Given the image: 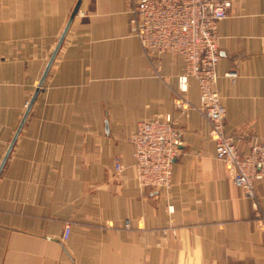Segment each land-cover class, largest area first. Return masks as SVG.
<instances>
[{"label":"crops","instance_id":"crops-1","mask_svg":"<svg viewBox=\"0 0 264 264\" xmlns=\"http://www.w3.org/2000/svg\"><path fill=\"white\" fill-rule=\"evenodd\" d=\"M136 1L0 0V165L67 30L0 173V264H264V180L254 204L216 158L194 78L177 109L185 62L146 54ZM218 34L225 132L248 152L264 139V0H232ZM165 114L183 133L172 185L144 188L130 137Z\"/></svg>","mask_w":264,"mask_h":264},{"label":"built area","instance_id":"built-area-1","mask_svg":"<svg viewBox=\"0 0 264 264\" xmlns=\"http://www.w3.org/2000/svg\"><path fill=\"white\" fill-rule=\"evenodd\" d=\"M231 7L232 0H137L131 9V25L148 56L168 52L184 60L175 105L181 111L191 107L186 93L190 78H194L199 86L200 110L211 125L216 158L225 164L243 196L256 204L257 185L264 180V139H257L248 152L238 148L237 137L225 132L227 110L216 89L221 57L218 24L228 17ZM226 76L235 80L238 73L229 71ZM130 142L139 184L169 188L183 145L182 130L173 117L165 114L140 122ZM124 169L118 158L115 171ZM125 225L130 227V221ZM258 227L264 231V216ZM69 233L67 226L65 238Z\"/></svg>","mask_w":264,"mask_h":264},{"label":"water","instance_id":"water-1","mask_svg":"<svg viewBox=\"0 0 264 264\" xmlns=\"http://www.w3.org/2000/svg\"><path fill=\"white\" fill-rule=\"evenodd\" d=\"M77 9H78V6L76 7L74 13H76ZM69 24H70V22H69ZM69 24H68V26H69ZM66 31H67V30H65L63 36H61V39H60V41H59V44H58V46H57V48H56V50H55V52H54V54H53L52 60H51V62H49L48 66H47V68H46V70H45V72H44V74H43V76H42V78H41V80H40V82H39L38 88L36 89V91H35L33 97L31 98V100H30V102H29V104H28V106H27V110H26V112H25V114H24V116H23V118H22V120H21V122H20L19 128H18L17 132L15 133V135H14V137H13V139H12L10 145H9V148H8V150H7V152H6L5 156H4V158H3V161H2V163H1V165H0V173H1V171H2V168H3V166H4L5 162H6V160L8 159V157H9V155H10V152H11L12 147H13V145H14L16 139H17V136H18L20 130H21V127L24 125V123H25V121H26V119H27V116H28V114H29V112H30V110H31V108H32V105L34 104V102H35V100H36V97H37V94H38V92H39V90H40V87L42 86V84H43V82H44V80H45V78H46V76H47V74H48V71H49V68H50V66H51V63H52V61H53V59H54V57H55V55H56V53H57V51H58V49H59L61 43H62V40H63V38H64V36H65V34H66Z\"/></svg>","mask_w":264,"mask_h":264}]
</instances>
